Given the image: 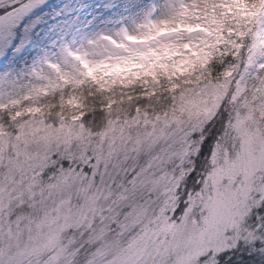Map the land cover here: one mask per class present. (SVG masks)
Returning a JSON list of instances; mask_svg holds the SVG:
<instances>
[{
	"label": "snow or ice",
	"instance_id": "obj_1",
	"mask_svg": "<svg viewBox=\"0 0 264 264\" xmlns=\"http://www.w3.org/2000/svg\"><path fill=\"white\" fill-rule=\"evenodd\" d=\"M0 264H264V0H0Z\"/></svg>",
	"mask_w": 264,
	"mask_h": 264
},
{
	"label": "rangeland",
	"instance_id": "obj_2",
	"mask_svg": "<svg viewBox=\"0 0 264 264\" xmlns=\"http://www.w3.org/2000/svg\"><path fill=\"white\" fill-rule=\"evenodd\" d=\"M100 27H101L102 29H103V28H106V29H109V30H110L113 26H112V25H107V26L101 25Z\"/></svg>",
	"mask_w": 264,
	"mask_h": 264
}]
</instances>
